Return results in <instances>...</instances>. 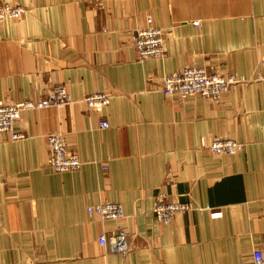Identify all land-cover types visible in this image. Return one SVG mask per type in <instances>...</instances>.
Returning a JSON list of instances; mask_svg holds the SVG:
<instances>
[{
  "label": "crops",
  "instance_id": "obj_1",
  "mask_svg": "<svg viewBox=\"0 0 264 264\" xmlns=\"http://www.w3.org/2000/svg\"><path fill=\"white\" fill-rule=\"evenodd\" d=\"M0 1L28 9L0 20V100L39 101L57 84L72 98L25 110L23 139L0 132V264H253L264 251V84L254 79L264 0ZM148 18L165 30L166 54L139 61L132 35ZM189 65L243 80L219 102L165 95L164 78ZM100 91L110 104L88 110L84 98ZM54 132L79 170L50 167ZM215 138L245 148L216 155L203 145ZM159 193L193 209L160 223ZM107 201L124 218L88 212ZM120 228L125 255L99 243Z\"/></svg>",
  "mask_w": 264,
  "mask_h": 264
},
{
  "label": "built area",
  "instance_id": "obj_2",
  "mask_svg": "<svg viewBox=\"0 0 264 264\" xmlns=\"http://www.w3.org/2000/svg\"><path fill=\"white\" fill-rule=\"evenodd\" d=\"M23 4H12L0 1V20L19 19L26 12ZM134 46L137 51V59L145 61L149 58H161L166 54L165 30L155 26L152 18H148V25L137 29L133 35ZM260 70L254 77L264 84V49L261 55ZM243 79L235 75H223L219 71H213L206 66L189 65L167 75L161 87L167 96L179 95L182 98L200 95L215 102H219L223 95L230 91L231 87ZM72 98L65 84H57L46 90V95L39 101L25 99L15 103L0 100V132H9L15 140L26 137L24 132L16 131L15 125L23 120V112L27 109H35L46 106L62 107L70 103ZM111 102V95L106 92H96L84 98L88 110L101 111ZM99 128L110 127L108 120H99ZM50 167L59 173L79 170L83 161L80 155L68 148L65 136L59 132L49 133L46 136ZM209 151L216 155L235 154L245 148V144L233 139L215 138L211 143L205 144ZM107 170L108 167L104 166ZM88 212L102 219L121 220L125 216L124 207L117 202H103L88 206ZM193 209L189 202L171 200L164 193L156 196L153 214L160 223L170 224L179 213H186ZM101 245H111L112 251L127 254L131 249L130 235L123 229L107 239L105 235L99 237ZM253 264H264V251L257 248L253 252Z\"/></svg>",
  "mask_w": 264,
  "mask_h": 264
},
{
  "label": "rangeland",
  "instance_id": "obj_3",
  "mask_svg": "<svg viewBox=\"0 0 264 264\" xmlns=\"http://www.w3.org/2000/svg\"><path fill=\"white\" fill-rule=\"evenodd\" d=\"M28 110V109H27Z\"/></svg>",
  "mask_w": 264,
  "mask_h": 264
}]
</instances>
